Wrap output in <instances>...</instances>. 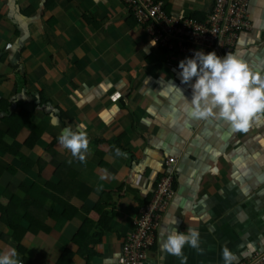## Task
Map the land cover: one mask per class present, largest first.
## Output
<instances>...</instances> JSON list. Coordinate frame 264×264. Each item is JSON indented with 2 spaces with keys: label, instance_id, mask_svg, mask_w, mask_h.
Segmentation results:
<instances>
[{
  "label": "crops",
  "instance_id": "obj_1",
  "mask_svg": "<svg viewBox=\"0 0 264 264\" xmlns=\"http://www.w3.org/2000/svg\"><path fill=\"white\" fill-rule=\"evenodd\" d=\"M159 1L179 17L204 15L211 4ZM131 13L120 0H0V206L10 205L14 187L27 202L25 210L14 209L24 231L20 242L0 212V255L15 249L22 264H62L69 253L63 264H86L81 255L95 254L90 264H118L169 157L173 194L143 264H181L161 250L173 228L200 233L204 252L185 246L187 264H224L225 246L237 263L264 249V116L248 133L223 120L191 119L170 87L172 81L191 102L195 78L182 84L180 77L185 58L152 46ZM249 16L252 31L232 51H242L264 75V0H250ZM25 112L41 131L32 147V130L13 128ZM80 124L90 141L85 163L58 142L64 128ZM117 148L126 155L117 156ZM56 171L72 182L53 201ZM32 184L44 202L32 188H21ZM42 207H51L53 216L42 220L47 229L34 233L28 216L37 217ZM77 235L80 245L90 240L88 247L79 249Z\"/></svg>",
  "mask_w": 264,
  "mask_h": 264
},
{
  "label": "built area",
  "instance_id": "obj_2",
  "mask_svg": "<svg viewBox=\"0 0 264 264\" xmlns=\"http://www.w3.org/2000/svg\"><path fill=\"white\" fill-rule=\"evenodd\" d=\"M158 49L194 58L196 51H215L224 57L244 33L252 31L250 0H211L202 20L179 17L159 0H120ZM173 159L164 161L150 200L138 209L130 234L124 239L118 264H143L156 241L162 215L173 194ZM237 264H264V249Z\"/></svg>",
  "mask_w": 264,
  "mask_h": 264
},
{
  "label": "clouds",
  "instance_id": "obj_3",
  "mask_svg": "<svg viewBox=\"0 0 264 264\" xmlns=\"http://www.w3.org/2000/svg\"><path fill=\"white\" fill-rule=\"evenodd\" d=\"M155 46L156 41L150 42ZM242 51H229L224 57L215 51L205 54L196 51L194 58H186L179 62L181 83L191 84L192 99L189 102L182 90L171 81L170 87L179 91L185 100L184 111L194 120H223L231 124L232 129L240 133H248L254 119L264 116V75L254 72L243 59ZM85 125L80 124L75 130L71 126L62 130L58 142L69 150L73 158L81 163L86 162L90 141ZM117 156H125L119 148ZM71 163V161H69ZM173 223H177L174 221ZM200 233L192 228L180 232L173 228L161 244V250L180 258L181 264H187L184 256L185 246H189L203 254ZM15 249L0 255V264H22ZM224 264H237L238 257L227 246L222 249Z\"/></svg>",
  "mask_w": 264,
  "mask_h": 264
},
{
  "label": "trees",
  "instance_id": "obj_4",
  "mask_svg": "<svg viewBox=\"0 0 264 264\" xmlns=\"http://www.w3.org/2000/svg\"><path fill=\"white\" fill-rule=\"evenodd\" d=\"M189 17L192 18V19H196V20L200 21V20L203 19L204 15H200L198 17L191 15ZM96 26H97V24H96ZM39 97H40V100H39L38 103L43 104L45 102L44 98H43V94L40 93ZM38 103L35 104V108L39 107ZM21 115H22V117H18V119L16 120L17 122H16V124H15V126L13 128L16 129L17 131H19V130H21V128H23L25 126L29 127L32 130V133H31V135H30V137H29V139L27 141V145L29 147H32L33 145H35L38 142V140H39V138L41 136V131L39 129H37L34 125L28 123L29 119H30L28 116L32 115L31 112H29V113L25 112V113H23ZM24 118L27 119V122H26V120H24ZM19 119H21V120H19ZM117 144H118L117 142L114 143V145H116L118 147ZM119 149L123 152L122 148H119ZM12 153L17 155L18 157H20L25 165L28 164L29 161L24 156H22L20 152H18L17 150L14 149L12 151ZM14 171L17 172V170H14ZM70 173L74 174V171H71ZM55 175L59 178L60 184L59 185H55V186L50 184L51 188L54 191V195L57 194L55 196H52V200L53 201H56L58 199V195L63 193V189L65 188L64 186H66V188L68 189L70 182H72V181H70V177L69 176L65 177V175L63 173H60L59 171H56ZM75 183H77V182H75ZM21 188L23 190L27 191V192L29 191L28 189L32 188L34 190V192H35L36 199L38 201H41V202L45 201L43 199V197L41 195H39L38 192H39L40 188L36 184H32V186L22 185ZM15 191H16L15 187L10 190L9 193L12 192L11 195H10L11 203H10V205L8 207H2V205H1L0 206V212H1V219L5 223V225L10 227L15 232V241L16 242H20V240L23 238L24 231L20 230L19 222L18 221L15 222L16 219L21 220V218L18 217V215L16 213H14V209L17 206V207H21V208H23L25 210V206H26L27 202L21 201L15 195ZM17 201L19 203H16ZM51 210H52L51 207L50 208L42 207V208L39 209V213H38L37 217L35 216L34 218H31V217L28 216V221L30 223V228H31L32 231H34V233H38L39 230L47 229L46 226L45 227H44V225L41 226V223H42V220L45 219L47 214L53 216V213H52ZM55 217H58V216H55ZM80 233H79V235H81ZM79 235H77V239H74V241H76L78 244H79V242H78ZM89 243H90V240H87V241L84 242L83 245L79 244V249L82 250V248L88 247ZM65 254H66V257L64 255V257H62V259H61L62 264L65 262V260H68L67 259L68 255L71 257V255L69 253H65ZM94 255L95 254L81 255V257H83V259L85 260L86 264H90V261L92 260V258H94Z\"/></svg>",
  "mask_w": 264,
  "mask_h": 264
}]
</instances>
